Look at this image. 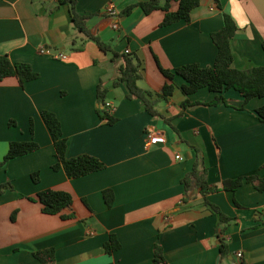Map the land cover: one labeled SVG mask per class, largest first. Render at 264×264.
<instances>
[{
    "label": "crops",
    "instance_id": "crops-1",
    "mask_svg": "<svg viewBox=\"0 0 264 264\" xmlns=\"http://www.w3.org/2000/svg\"><path fill=\"white\" fill-rule=\"evenodd\" d=\"M143 1L76 0V11L88 16L89 33L117 54L113 57L73 26L67 4L0 0V54L39 74L23 85L16 77L0 82V184L12 186L0 192V264H43L33 253L46 248L54 249L53 264H153L155 245L161 247V264H264V191L246 181L235 190L222 188L240 176L264 177V122L255 111L264 107V96L245 102L232 88L207 87L185 94L178 74L172 93L160 96L165 83L160 67L213 64L217 48L211 34L222 28L223 13L237 26L230 40L232 67L263 66L264 0H220L221 8L200 0L189 22L168 26L160 25L161 10L145 14L135 6L122 13ZM109 4L118 20L105 12ZM58 53L65 58H56ZM125 53L141 61L138 85L155 96L154 115L141 99L127 97L124 83L113 84ZM218 96L223 99L208 104ZM108 101L114 105L111 123L97 112ZM42 110L59 120L66 158L87 154L103 169L77 178L54 170ZM148 132L162 133L165 143L146 145ZM11 141H34L38 148L1 164ZM196 151L208 184L219 188L205 195L198 187L185 191L181 182ZM46 188L72 194L62 213L74 218L42 213L29 199ZM107 189L113 194L109 205ZM208 203L232 221L220 225ZM111 234L120 246L106 253L103 244Z\"/></svg>",
    "mask_w": 264,
    "mask_h": 264
},
{
    "label": "trees",
    "instance_id": "trees-1",
    "mask_svg": "<svg viewBox=\"0 0 264 264\" xmlns=\"http://www.w3.org/2000/svg\"><path fill=\"white\" fill-rule=\"evenodd\" d=\"M175 2L176 8H173L171 3ZM217 8H221L220 0H213ZM57 4H67L73 26L85 37L95 41L99 48L105 51H111L109 46L99 40L96 36L89 33L86 28L85 21L87 15H81L76 11V0H57ZM200 4V0H147L143 2H136L128 5L122 10L123 14H127L130 10L139 6L145 14L154 10L163 11V17L160 22L161 26H168L178 21H190L191 11ZM223 26L222 28L211 34V39L217 48L216 57L210 66H200L198 64H185L174 68L173 71L163 69L160 67L161 73L165 77V83L162 86L160 96L164 99L169 96L173 91V76L178 74L181 76L185 83L181 89L185 94L196 92L202 87H207L213 92H222L227 89H234L240 93L244 101H248L253 97L264 96V65L256 66L248 69H236L232 67L233 53L230 46V40L237 30V26L231 16L227 13L222 14ZM264 51V38L261 42ZM113 57L117 54L113 51ZM124 64L119 68V75L113 81L114 85L124 83L128 89V98H139L145 105L146 110L154 115V95L151 91L142 89L138 82L142 78L141 74V61L136 54H123ZM39 76L30 64L25 62H11L8 55L0 54V82L7 77H16L19 84L36 79ZM105 89L102 85L97 86V97L100 102L103 101ZM158 95V94H157ZM222 97L218 96L208 104H215ZM223 99V98H222ZM260 120L264 122V107H259L256 110ZM98 115L102 119H106L108 123L114 121V117L109 113L108 109L104 106L98 107ZM42 118L51 134L54 146L55 162L52 165L54 170L62 168L69 178H77L94 171L103 169L104 164L97 158L81 154L76 157L66 158L67 140L61 131L60 122L54 113L42 110ZM38 148L37 143L34 141H11L8 145L6 154L3 157L1 164H4L10 159L30 153ZM36 174H32L33 180H36ZM243 181L255 184L259 191H264V177L257 176H240L232 180L224 182L223 189L235 190ZM184 190L188 191L192 187H198L201 194L205 195L209 192L216 191L219 188L210 186L206 180V171L203 167L202 156L196 151V157L193 162L191 171H189L182 179ZM12 188L10 183L0 184V192L5 189ZM103 196L106 203L109 205L113 198L111 190H104ZM33 201L40 204V210L45 214H59L62 219L74 218L73 214L62 213L63 210L70 206L73 201L72 194L68 191L46 188L39 191L35 197H29ZM213 213L218 214L219 224L225 225L232 221V218L222 213L216 205L208 203ZM223 231V230H222ZM120 246L114 234H111L103 248L106 253H112ZM220 251H226L224 244L220 245ZM153 264H161L164 259L162 257L161 247L154 246ZM33 256L43 264H53L54 249L46 248L37 250Z\"/></svg>",
    "mask_w": 264,
    "mask_h": 264
},
{
    "label": "built area",
    "instance_id": "built-area-1",
    "mask_svg": "<svg viewBox=\"0 0 264 264\" xmlns=\"http://www.w3.org/2000/svg\"><path fill=\"white\" fill-rule=\"evenodd\" d=\"M105 12L110 15L111 17H113L114 19L118 20V16H119V13L118 11L116 10V8L113 6V4H109L107 7H106V10ZM117 22V21H116ZM114 26H116V23H114ZM56 58H65V56L61 53H58L55 55ZM109 113L111 114L114 110V105L112 102H106L105 105H104ZM165 143V138L163 136L162 133H156V132H148L146 134V145H149V144H159V145H162ZM177 159H180L181 156L179 154H177L175 156ZM238 257H241L242 254L241 252H237L236 254Z\"/></svg>",
    "mask_w": 264,
    "mask_h": 264
}]
</instances>
